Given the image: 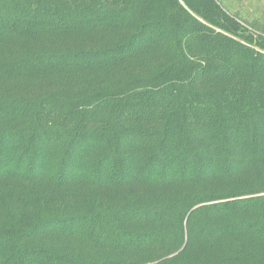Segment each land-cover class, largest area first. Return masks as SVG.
I'll use <instances>...</instances> for the list:
<instances>
[{
	"label": "trees",
	"instance_id": "trees-1",
	"mask_svg": "<svg viewBox=\"0 0 264 264\" xmlns=\"http://www.w3.org/2000/svg\"><path fill=\"white\" fill-rule=\"evenodd\" d=\"M215 0H0V264H264V24Z\"/></svg>",
	"mask_w": 264,
	"mask_h": 264
},
{
	"label": "rangeland",
	"instance_id": "rangeland-1",
	"mask_svg": "<svg viewBox=\"0 0 264 264\" xmlns=\"http://www.w3.org/2000/svg\"><path fill=\"white\" fill-rule=\"evenodd\" d=\"M225 15L224 22L247 28L253 23L264 24V0H215Z\"/></svg>",
	"mask_w": 264,
	"mask_h": 264
}]
</instances>
